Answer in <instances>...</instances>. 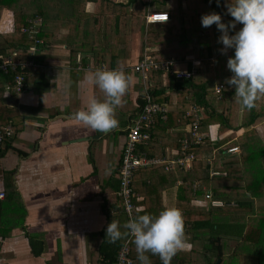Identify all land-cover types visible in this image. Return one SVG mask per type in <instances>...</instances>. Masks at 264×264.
Instances as JSON below:
<instances>
[{"label": "trees", "instance_id": "obj_1", "mask_svg": "<svg viewBox=\"0 0 264 264\" xmlns=\"http://www.w3.org/2000/svg\"><path fill=\"white\" fill-rule=\"evenodd\" d=\"M194 1L0 0V19L5 11L12 16L11 31H0V157L21 130L15 124L20 109L9 106L7 100L21 95L28 86L41 88L49 49L60 42L70 60L79 58L82 64L89 63L93 73L97 69H117L132 80L137 77L138 85L133 82L131 88L135 99L125 98L120 103L122 109L132 107L129 125L139 118L147 101L165 109L159 106L140 122L141 132L148 139L136 143L134 153L158 162L133 170L132 214L127 215L121 203L116 209L121 217L116 222L123 225L132 217L155 216L175 207L182 213L188 242L170 264H215L218 260L219 264H241V258L245 264H264V205H255V200L264 198V138L257 129L264 126V95L251 110L241 107L234 89L224 83L231 76L226 64L233 50L221 54L216 26H201L202 14L209 12L221 14L225 23L232 19L226 14V0H219V5L217 0H198L195 5ZM148 5L154 6L151 10L167 12L169 20L146 23ZM240 27L238 24L237 30ZM135 32L141 35L136 58L132 56ZM187 43L192 48L180 50ZM146 48L148 54L159 55L157 60L171 63L170 69L136 71ZM173 55L177 57L175 62L185 64L188 76L177 77ZM188 125L203 133L205 139L193 142ZM173 126L185 129L174 131ZM213 131L217 132L215 139L208 137ZM184 139L187 146L183 149ZM224 146L236 150L226 153ZM187 155L192 160L186 168L178 158ZM167 160L173 161L171 167ZM121 164L120 154L118 172ZM211 170L217 174H211ZM169 190L170 202L164 204L161 192ZM146 192L151 193L146 197ZM140 196L143 199L139 200ZM6 199L0 202V240L19 226V222L9 223L3 210ZM126 238L110 243L105 250L97 243L90 264H115ZM128 244V257L140 264L132 237ZM42 250V246L33 248V255H40ZM146 255L151 264H162L158 255ZM0 264H8L1 254Z\"/></svg>", "mask_w": 264, "mask_h": 264}, {"label": "crops", "instance_id": "obj_2", "mask_svg": "<svg viewBox=\"0 0 264 264\" xmlns=\"http://www.w3.org/2000/svg\"><path fill=\"white\" fill-rule=\"evenodd\" d=\"M153 7L148 5L146 14L154 11ZM11 17L5 11L0 25L12 27ZM134 36L141 40L139 32ZM189 44L180 50L192 48ZM56 47L49 49L51 54L45 59L41 88L28 86L24 93L7 100L9 106L20 109L15 124L21 127L12 137L11 148L0 157V202L7 197L3 210L9 223L19 222L0 240L2 261L8 264H90L97 243L104 250L110 248L105 229L121 217L116 212L122 203L118 166L132 107L125 110L121 104L116 106L118 124L106 133L73 119V114L84 110L93 98L103 101L106 96L89 79L92 65L82 64L79 58L73 62L64 45ZM175 58L173 55L171 60ZM129 81L122 104L125 98L135 99L131 88L133 82L138 85L137 77ZM161 197L164 204L170 202L171 191L161 192ZM129 238L120 248L129 246ZM31 241L36 244L31 245ZM41 246V254L33 255V248Z\"/></svg>", "mask_w": 264, "mask_h": 264}, {"label": "clouds", "instance_id": "obj_3", "mask_svg": "<svg viewBox=\"0 0 264 264\" xmlns=\"http://www.w3.org/2000/svg\"><path fill=\"white\" fill-rule=\"evenodd\" d=\"M217 3L219 5V0ZM225 7L231 20L225 23L221 14L209 12L202 14L201 26H216L220 32L221 54L227 55L229 49L233 50L234 54L228 57L226 64L231 76L224 83L234 89L241 107L251 110L258 97L264 95V0H226ZM238 24L241 27L237 30ZM89 79L105 93L106 99L93 98L72 118L96 132H109L118 124L115 108L126 93L130 77L122 70L97 69ZM199 134L203 135L202 140L205 139L203 133ZM208 137L215 139L217 132L209 133ZM229 148L225 149L226 153L231 152ZM121 228L126 231L122 232ZM184 235L182 213L175 207H167L155 216L132 217L123 225L112 220L105 229L109 243L114 244L124 236L132 237L140 264H151L146 253L158 255L162 264H170L177 252L185 247Z\"/></svg>", "mask_w": 264, "mask_h": 264}, {"label": "built area", "instance_id": "obj_4", "mask_svg": "<svg viewBox=\"0 0 264 264\" xmlns=\"http://www.w3.org/2000/svg\"><path fill=\"white\" fill-rule=\"evenodd\" d=\"M170 18L169 14L165 11H152L148 14H146L145 20L146 23H157V22H166ZM9 24H10V19H9ZM143 59L136 64L135 70L136 71H144L147 69H158L159 67L161 69L169 70L170 69V64L165 60H157L156 56H152L148 54L147 51H144L143 53ZM175 69V68H174ZM174 72L176 73L177 77L181 78L182 76H188L189 72L186 69H175ZM181 73L178 75L177 73ZM142 74V73H141ZM149 98V97H148ZM147 98V99H148ZM158 104L156 103H151L147 101V103L144 104L143 109H142V114H140L139 118L134 121L132 125H129L128 133L125 138V145L123 147L121 157H122V164L120 165V170H119V177H120V194L122 195V204L124 205V211L127 213V215L132 214V208L134 204L131 202V198L134 196V193L132 192L130 188V181H131V176L133 173V170L137 166H144V165H149L153 162H158L155 159L148 160L145 157L138 158L134 151H135V144L140 142V141H145L148 139L147 134H143L141 132L142 125H141V120L143 118H148L151 113L156 112L159 109ZM161 107V106H160ZM163 111V109L161 107ZM187 131H190L192 133L194 140L196 143L202 141L203 135L199 134L198 130L195 129V127H192L191 125H188ZM7 134H10L9 131H7ZM2 136L0 135V143H1ZM183 144V149L187 146L186 140H182ZM236 147H230L228 151H235ZM145 156V154H142ZM192 160L191 155H187L185 157H179L178 162L181 164H184V166L187 168L189 167L190 161ZM163 162H165L163 160ZM168 166L171 167L173 165V161H166ZM215 173V172H214ZM3 198V192H0V199ZM115 264H135V262L128 257V246L125 245L124 247L120 248L118 251L117 257H116V262Z\"/></svg>", "mask_w": 264, "mask_h": 264}, {"label": "rangeland", "instance_id": "obj_5", "mask_svg": "<svg viewBox=\"0 0 264 264\" xmlns=\"http://www.w3.org/2000/svg\"><path fill=\"white\" fill-rule=\"evenodd\" d=\"M197 2H199L198 0H195L194 1V5L195 4H197ZM168 3H169V0H168ZM167 3V4H168ZM9 13V12H8ZM3 19V18H2ZM2 19H1V21H2ZM11 21V20H10ZM0 28L1 29H4V30H6V31H11V25H8V26H5V25H0ZM138 36V35H137ZM134 42H133V45H132V56L134 55V57H136V56H138V54H139V50H140V37H136L135 38V40H133ZM59 44H62V43H60V42H58ZM139 47V48H137V49H133V48H135V47ZM54 47H56V46H54ZM57 48V47H56ZM148 50H149V48H146L144 51H147L148 52ZM157 57H159V55L157 56ZM132 58V57H131ZM177 67L178 68H184L185 67V65L183 64V63H178V65H177ZM45 68V67H44ZM43 68V69H44ZM259 131H260V133L261 134H263V138H264V126L263 125H260L258 128H257ZM189 166H190V164H189ZM211 172V174H217V173H214V171H210ZM255 205L258 207V206H263L264 205V198L263 199H258V200H255ZM184 239H185V242L187 243L188 242V237H187V235H184ZM242 260H241V264H245V261H244V258H241Z\"/></svg>", "mask_w": 264, "mask_h": 264}, {"label": "water", "instance_id": "obj_6", "mask_svg": "<svg viewBox=\"0 0 264 264\" xmlns=\"http://www.w3.org/2000/svg\"><path fill=\"white\" fill-rule=\"evenodd\" d=\"M219 262H220V261L218 260L215 264H219Z\"/></svg>", "mask_w": 264, "mask_h": 264}, {"label": "bare ground", "instance_id": "obj_7", "mask_svg": "<svg viewBox=\"0 0 264 264\" xmlns=\"http://www.w3.org/2000/svg\"><path fill=\"white\" fill-rule=\"evenodd\" d=\"M136 153V152H135ZM137 154V153H136ZM165 160V159H164Z\"/></svg>", "mask_w": 264, "mask_h": 264}]
</instances>
